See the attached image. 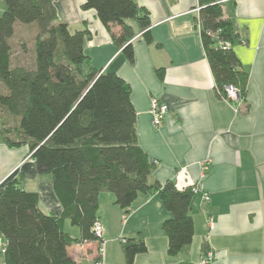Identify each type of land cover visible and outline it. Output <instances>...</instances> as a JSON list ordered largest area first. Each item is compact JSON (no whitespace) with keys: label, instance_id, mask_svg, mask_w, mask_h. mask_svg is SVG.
I'll use <instances>...</instances> for the list:
<instances>
[{"label":"crops","instance_id":"1","mask_svg":"<svg viewBox=\"0 0 264 264\" xmlns=\"http://www.w3.org/2000/svg\"><path fill=\"white\" fill-rule=\"evenodd\" d=\"M207 1L221 4L234 27L231 46L248 75L242 99L223 98L216 91L202 43L200 8ZM84 2L53 0V5L70 32H85L91 66L114 71L129 84L138 144L154 163L150 183L172 181L179 190L197 189L190 209L192 243L174 256L168 253L163 230L170 213L157 193L139 194L127 209L116 204L112 193H101L104 264H129V240L143 241L147 248L132 264H198L206 252L214 254L213 264H264V0H135L150 24L143 28L139 18L126 21L133 33L127 41L134 51L132 62L123 52L125 44L112 39L120 27L108 30L94 9L82 8ZM5 9L0 0V15ZM35 32L34 24L15 25L12 61H20L17 47L28 34L34 57ZM154 99L168 106L159 127L150 113ZM13 179L22 189L38 193L45 213H61L52 178L38 172L29 146H9L0 135V195ZM2 242L0 235V248ZM79 247L86 249L76 252ZM96 247L81 244L70 251L78 263L91 264Z\"/></svg>","mask_w":264,"mask_h":264},{"label":"trees","instance_id":"2","mask_svg":"<svg viewBox=\"0 0 264 264\" xmlns=\"http://www.w3.org/2000/svg\"><path fill=\"white\" fill-rule=\"evenodd\" d=\"M3 1L0 83L5 92L0 93V135L9 146H29L38 172L51 176L62 206L59 215L45 213L38 193L22 189L16 179L4 184L0 235L7 244V264H83L70 247L95 243L98 252L102 239L95 237L92 227L103 192L112 193L122 209L141 193H157L170 213L163 223L168 253L179 254L194 237L190 215L194 193L191 188L179 190L172 181L150 183L154 163L138 144L129 84L114 71L91 66L84 51L85 32H70L68 24L58 20L53 0ZM82 8L94 9L108 30L120 27L112 39L125 44L123 52L132 62L134 51L127 41L133 33L126 21L139 18L146 28L148 13L135 0H85ZM200 19L216 91L227 98L226 87L232 86L244 98L248 75L231 46L232 23L214 1L201 6ZM16 24L35 25L33 68L12 63ZM145 38L152 41L149 31ZM66 222L80 229L79 237L64 231ZM146 251L143 241L125 242L129 264Z\"/></svg>","mask_w":264,"mask_h":264},{"label":"built area","instance_id":"3","mask_svg":"<svg viewBox=\"0 0 264 264\" xmlns=\"http://www.w3.org/2000/svg\"><path fill=\"white\" fill-rule=\"evenodd\" d=\"M225 46H229V43H224ZM226 92L228 93L229 97L236 100L238 97V90L232 86L226 87ZM150 113L152 115V123L155 127H159L164 119L168 114V106L166 104L161 103L160 101L154 99L151 103V110ZM194 192L197 191L196 188H192ZM205 199L208 201L209 198L207 195L204 196ZM127 217H124V222H126ZM92 232L94 233L95 237L102 239L101 244L98 248V258L94 260L93 264H104V251H105V241L103 240V226L100 220H96L93 227ZM6 241H3L0 248V255L2 259L0 260V264H7L4 259L6 254ZM214 261V254L212 252L204 253L200 259L198 264H213Z\"/></svg>","mask_w":264,"mask_h":264},{"label":"rangeland","instance_id":"4","mask_svg":"<svg viewBox=\"0 0 264 264\" xmlns=\"http://www.w3.org/2000/svg\"><path fill=\"white\" fill-rule=\"evenodd\" d=\"M29 39H30V36L28 34V35H26V40H24V41H26L25 42V45H26L25 47H24V44H20V45L18 44L17 51H19V52L21 51L22 52V57L20 58V61L15 58L14 61H12V63L14 65H16L18 63L19 65H23V66H25L27 68H33L34 67V57L32 56L33 54L30 52V50L28 49V46L30 48L31 44H32ZM19 55L21 56V54H19ZM1 92L4 93L5 89L2 86V84L0 83V93ZM227 98L231 99V100H234V99L229 97L228 93H227ZM237 99H240L239 98V94H238ZM1 110L2 109L0 107V112H2ZM193 193H195V192L193 191ZM64 231L69 232L73 237H79L80 236V229L77 226H71L70 224H66V225H64ZM83 245H86V243L83 244ZM72 246H75V244L71 245V247ZM85 249L86 248L81 249V247H79L78 251L76 250V252H84ZM74 252H75V250H74Z\"/></svg>","mask_w":264,"mask_h":264}]
</instances>
